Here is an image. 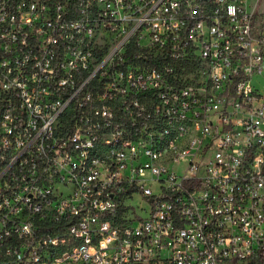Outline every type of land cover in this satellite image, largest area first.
Masks as SVG:
<instances>
[{
	"label": "built area",
	"instance_id": "obj_1",
	"mask_svg": "<svg viewBox=\"0 0 264 264\" xmlns=\"http://www.w3.org/2000/svg\"><path fill=\"white\" fill-rule=\"evenodd\" d=\"M258 3L0 0V264H264Z\"/></svg>",
	"mask_w": 264,
	"mask_h": 264
},
{
	"label": "rangeland",
	"instance_id": "obj_2",
	"mask_svg": "<svg viewBox=\"0 0 264 264\" xmlns=\"http://www.w3.org/2000/svg\"><path fill=\"white\" fill-rule=\"evenodd\" d=\"M249 4H250V2H249ZM257 12L258 13H263L264 12V0H259L258 7H257ZM257 84H258V86L262 85L261 82H257ZM176 169L181 170L180 167H176ZM147 186L153 188V187L156 186V183H153V184L148 183ZM135 200H136L137 204H139V205H141L143 207L147 206V203L144 200H142V197L140 195H137Z\"/></svg>",
	"mask_w": 264,
	"mask_h": 264
}]
</instances>
